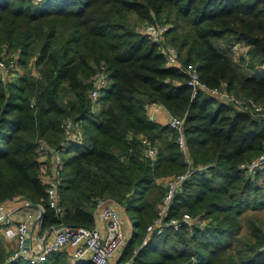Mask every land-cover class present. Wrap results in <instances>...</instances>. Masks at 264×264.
Masks as SVG:
<instances>
[{"label":"trees","instance_id":"1","mask_svg":"<svg viewBox=\"0 0 264 264\" xmlns=\"http://www.w3.org/2000/svg\"><path fill=\"white\" fill-rule=\"evenodd\" d=\"M144 24L166 26L178 67L138 32ZM232 43L248 48L246 64L233 61ZM263 50L264 0H0V55L15 53L16 68L0 79V203L39 206L40 229L50 231L91 229L97 203L113 200L131 229L119 261L131 264H264V186L239 168L264 153ZM192 67L208 90L251 99L259 111L193 92ZM97 74L107 84L91 102ZM154 104L183 119L190 163L206 167L182 184L167 217L187 212L206 222L146 238L163 181L185 168L177 133L147 117ZM66 120L81 141L62 154L56 214L46 203L51 167L41 145L58 149ZM8 253L0 243V264H28L7 262ZM38 264L72 263L60 251Z\"/></svg>","mask_w":264,"mask_h":264},{"label":"built area","instance_id":"2","mask_svg":"<svg viewBox=\"0 0 264 264\" xmlns=\"http://www.w3.org/2000/svg\"><path fill=\"white\" fill-rule=\"evenodd\" d=\"M166 26L144 24L138 28V32L145 35L151 43L159 46L160 52L165 58L167 66L178 67L176 60V52L171 46H167L163 42ZM231 58L242 59L247 61L248 48L240 43H232L228 47ZM10 56V55H8ZM12 58V57H11ZM264 70V63L256 68ZM16 71L14 63L7 64L6 61L0 58V79L6 80L11 78ZM187 84L192 88V91L203 90L219 101L233 105L237 109H253L259 111V107L252 102L251 99H238L228 94L223 88L220 90H208L198 79L195 69L189 68L187 71ZM107 82L102 74H97L92 78V88L89 91L91 102H95L99 97V91L106 86ZM164 110L160 105H150L147 107V117L153 120V116L159 111ZM165 111V110H164ZM166 125L177 133L176 144L183 155L185 168L182 172L177 173L165 181L164 193L157 206L156 214L152 221L145 227L146 238L151 234L161 235L167 229L177 231L182 224L192 226H202L206 220H200L199 217H190L187 213H182L180 217H167V212L172 202L174 195L180 192L182 184L190 178L195 172H203L205 166L193 167L187 156L185 140L183 136V119L171 117L168 115ZM64 140L58 149H52L41 145L43 154L50 157V178L45 189L46 203L56 214L61 212L58 205V195L56 187L60 178L62 154L65 148L70 143L79 144L81 141L78 125L66 120L63 124ZM144 155L150 160L154 159V150L147 147ZM43 156V157H45ZM264 165V153L260 154L255 159L247 164H240L239 168L244 170V173L253 174L260 170ZM105 201H99L96 209L102 206L97 212L95 218L99 219L104 227L103 231L96 228L86 229L83 227H69L63 224H58L50 229L53 237L46 239L45 234L40 233L35 237L34 242H29L28 248H23L25 235L28 233V225L26 222L17 220L12 217V213L3 204H0V231L2 236L14 242L13 251L6 258L7 262H16L23 260L28 264H38L46 259V256L51 253L60 252L64 249L70 250V258L87 264H131V258L125 261H119V251L125 245V238L122 232V221L125 214L120 211L105 206ZM26 208H31L29 202L23 205ZM122 210V209H121ZM123 211V210H122ZM122 214V215H121ZM39 217L37 216L36 226H39ZM145 238V239H146ZM143 240L142 244L145 242ZM136 250L133 251V255Z\"/></svg>","mask_w":264,"mask_h":264},{"label":"crops","instance_id":"3","mask_svg":"<svg viewBox=\"0 0 264 264\" xmlns=\"http://www.w3.org/2000/svg\"><path fill=\"white\" fill-rule=\"evenodd\" d=\"M233 59V58H232ZM234 61V60H233ZM237 62V61H235ZM168 119V114L164 111V110H159L154 116H153V121L158 123V124H166ZM104 205L114 208L118 211H120L121 213H123V211L121 210L122 208L119 207L118 204L112 202V200H108V199H104ZM23 201H21L20 199H12L10 201H7L4 205L5 207L11 211L12 213V217L17 219V220H21L27 223L28 225V241L34 242L35 237L40 234V233H44L45 237L47 240L51 239L53 237V234L50 231H46V230H42L40 229V225L36 226V221H37V216L40 215V211L41 209H36V208H26L23 206ZM102 206H100L99 208L95 209L94 211V228H96L97 230H99L100 232L104 230L103 224L102 222L95 218L97 215V212H99L100 208ZM122 215V214H121ZM40 220V218H39ZM41 223V220H40ZM39 223V224H40ZM34 224V225H33ZM122 232L125 238V245L129 240L130 237V233H131V229H130V224L128 221H125V217H124V221L122 224ZM1 234V231H0ZM3 244L4 247L7 248V245L9 246V250H13L15 244L13 241L11 240H7L3 237ZM124 245V246H125ZM124 246L121 248V250L118 252L119 253V258L120 255L122 253V250L124 248ZM64 252H66L67 256H68V260L72 263V264H83L81 262L75 261L73 259L70 258V250L69 249H64L62 250ZM85 264V263H84Z\"/></svg>","mask_w":264,"mask_h":264},{"label":"rangeland","instance_id":"4","mask_svg":"<svg viewBox=\"0 0 264 264\" xmlns=\"http://www.w3.org/2000/svg\"><path fill=\"white\" fill-rule=\"evenodd\" d=\"M9 54H1L0 55V58H2V59H4L5 61H6V63L7 64H13V61H12V59H11V57H14V55H15V53H11L10 54V56H8ZM234 61H240V59L239 60H237V59H233ZM243 62H244V64H246L247 62L246 61H244L243 60ZM246 62V63H245ZM19 74H21V73H19ZM8 79H10V78H8ZM231 96H233V95H231ZM197 167H199V166H197ZM263 168H264V165L261 167V169L260 170H258L259 171V173L261 172V170H263ZM258 171H256V172H258ZM255 172V173H256ZM254 173V174H255ZM258 173V174H259ZM254 174H253V176H254ZM244 175L249 179V180H251V181H253L254 183L253 184H256V187H259V186H264V173H260L255 179L253 178V176L251 177V175L250 174H246V173H244ZM167 179H169V177L167 178ZM167 179H165L164 181H163V187H164V184H165V181L167 180ZM14 199H19V198H14ZM12 200V199H11ZM21 201H23V205H24V203H26V202H28L27 200H24V199H20ZM108 200H110V199H108ZM161 200V199H160ZM10 201V200H9ZM111 201V200H110ZM112 202H114L113 200H112ZM160 202V201H159ZM115 203V202H114ZM0 204H2V203H0ZM159 204V203H158ZM4 205V204H3ZM5 206V205H4ZM31 208H36V209H41L39 206H33L32 205V207ZM157 210V209H156ZM40 220H41V218H42V209H41V211H40ZM184 213H187V212H184ZM190 217H192L189 213H187ZM260 218H261V220H264V210H262V212H260ZM40 220L38 221V223H40ZM124 220V219H123ZM125 221H127V218L125 217ZM122 224H123V221H122ZM34 225V224H33ZM40 225V224H39ZM263 231H264V227H263ZM0 243H1V246L4 248V252L5 253H7V252H9L8 253V255L13 251V250H9V246L7 245V248H5L4 247V242H3V236H2V234H0ZM7 255V256H8Z\"/></svg>","mask_w":264,"mask_h":264},{"label":"water","instance_id":"5","mask_svg":"<svg viewBox=\"0 0 264 264\" xmlns=\"http://www.w3.org/2000/svg\"><path fill=\"white\" fill-rule=\"evenodd\" d=\"M262 62H264V50H263V58H262ZM28 244H29V241H28V233L25 235V240L23 242V248L24 249H27L28 248Z\"/></svg>","mask_w":264,"mask_h":264}]
</instances>
